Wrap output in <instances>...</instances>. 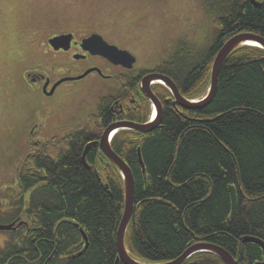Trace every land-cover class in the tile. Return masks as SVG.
<instances>
[{
    "label": "trees",
    "instance_id": "1",
    "mask_svg": "<svg viewBox=\"0 0 264 264\" xmlns=\"http://www.w3.org/2000/svg\"><path fill=\"white\" fill-rule=\"evenodd\" d=\"M255 1L258 5L252 0H206L219 26L213 44L201 57L199 51L191 57L181 47L159 66L186 98L201 96L194 92L199 88L206 91L213 61L228 39L240 33L264 37V0ZM166 102L155 130L121 131L111 143L136 183L126 236L131 255L163 263L203 242L226 249L240 264L262 262L264 249L244 239L264 241V49L234 50L221 70L218 93L206 107L188 110L175 107L172 99ZM102 131L75 132L57 157L31 150L21 160L16 169L19 196L33 191L23 210L26 223L9 233L11 243L0 250V264L116 263L125 208L123 178L98 144L87 153L88 165L82 159L86 145ZM231 186L237 193L234 218ZM15 215L13 222L23 220ZM182 264L226 263L200 252Z\"/></svg>",
    "mask_w": 264,
    "mask_h": 264
},
{
    "label": "rangeland",
    "instance_id": "2",
    "mask_svg": "<svg viewBox=\"0 0 264 264\" xmlns=\"http://www.w3.org/2000/svg\"><path fill=\"white\" fill-rule=\"evenodd\" d=\"M218 29L215 14L206 0H0V193L11 189V211L1 222L10 223L12 215L13 220L17 219V213L21 219L25 218L23 199H18L20 191L15 186L18 184L16 169L29 152L30 142L39 147L76 128L74 124L59 129L52 122L49 127L33 130L39 123V117H35L48 115L43 116L39 110L40 97L38 103L36 99L23 101L29 99L21 84L25 82V71L31 68L29 55L40 53L47 34L67 30L97 32L114 45L136 54L139 66L154 67L169 60L181 47L191 57L196 55L191 52L196 51L203 56L213 44ZM88 80L65 82L55 98L67 90L76 92ZM208 88L209 85L206 91ZM194 92L205 93L201 88ZM82 94H76V100ZM103 94L94 90L88 93L93 109ZM55 113L59 115L60 110ZM58 145L59 142L49 146L47 152L56 157L54 154L62 146ZM1 198L2 195L0 202L7 205ZM9 237L8 231H0V245Z\"/></svg>",
    "mask_w": 264,
    "mask_h": 264
},
{
    "label": "flooded vegetation",
    "instance_id": "3",
    "mask_svg": "<svg viewBox=\"0 0 264 264\" xmlns=\"http://www.w3.org/2000/svg\"><path fill=\"white\" fill-rule=\"evenodd\" d=\"M94 34L101 35L97 32L79 33L75 30L47 34L40 53L33 52V54L29 55L31 68L24 73L26 83L24 87L26 88L25 92L29 99H24L23 101L27 103L28 101L31 102L36 99L38 103V97H40L39 110L43 116L48 115L43 118H41L42 116L35 117H39V123L33 126V130L39 126L42 128L49 127L50 123L56 122L54 127L59 129L69 128L76 124V128L68 134H74L77 131L91 134L95 131L97 134L101 132V128L104 131L110 124L121 122L122 120L135 123H147L150 121V115L155 105L148 95L149 89L160 102L162 117L167 106L166 100L172 99V102H174V97L167 96L164 87L154 82L157 80L156 76L160 75L175 81L173 77L164 71L165 69L159 68L162 63L154 67L139 66L136 54L116 44L118 48L128 50L137 58L136 62L131 66L116 64L108 59V57L99 53H93L85 48L84 40ZM61 35L70 37L63 45L56 49L50 43V40ZM101 36L103 37V35ZM103 38L109 44H115L106 40L105 37ZM93 49L96 51V48ZM89 70H92V72L79 80H90L78 87L76 92L67 90L55 98L54 95L57 94L62 85L68 82H61L62 79L70 78L67 76L78 77L84 75ZM152 76H155V78L151 80ZM93 90L104 93L101 95L94 109L92 108V99L87 96ZM76 94H82L78 100L75 98ZM58 110H60V114L56 116L55 112ZM83 119H85L84 124L81 123ZM103 125L105 126L104 128ZM31 133H33L32 129ZM95 136L96 139L90 142L100 140L101 136L99 138L97 135ZM67 141L69 140L66 137H53L50 141L44 142L39 147L34 146L33 143L35 142L31 141L30 143L33 144V153L36 154L37 152L46 151V148L49 146L54 147L57 142H59L58 146H60L63 142L66 143ZM42 147L43 149H41ZM62 148L58 149L61 150ZM7 190L11 192L10 188H7ZM9 192L3 191V193H0L3 197L1 200H6L8 203L4 206L5 203L3 202L4 204H2L0 202L1 225L14 223L12 217L10 223L1 222L2 219H7L11 211V194ZM10 243L11 237L4 244L0 245V250H6Z\"/></svg>",
    "mask_w": 264,
    "mask_h": 264
},
{
    "label": "water",
    "instance_id": "4",
    "mask_svg": "<svg viewBox=\"0 0 264 264\" xmlns=\"http://www.w3.org/2000/svg\"><path fill=\"white\" fill-rule=\"evenodd\" d=\"M253 3L256 5L257 2L255 0H252ZM70 36L67 35H61L57 36L50 40V43L58 49L59 46L63 45ZM70 42V41H69ZM257 43L259 46L264 48V37L255 35L252 33H240L238 35L233 36L230 38L223 47L219 50L218 54L216 55L212 70H211V84L209 87V90L207 92V95L205 98H203L201 101H194L189 100L185 98L178 86L175 84V82L166 77V76H156L157 80L163 81L171 90L175 100L174 105L177 106L178 104L182 106L185 109L188 110H194V109H201L206 107L208 104H210L215 96L218 93L219 89V77L221 70L223 68V65L225 64L228 56L237 48L243 46V45H249ZM84 46L86 49H89L93 53H99L102 54L111 61H113L116 64H123L125 66H131L135 61L136 58L129 53L128 51L121 50L115 45L108 44L101 35L94 34L91 37L84 40ZM96 48V51L93 49ZM92 72V70H89L84 75L78 76V77H70L62 79L63 81H73V80H79L84 78L87 74ZM155 76L151 77V80L154 79ZM148 95L151 97L152 101L154 102L156 108H157V118L155 121H150L148 123H135V122H129V121H121V122H115L110 124L102 134L99 146L102 151V153L113 162V164L119 169L121 172L123 182H124V191H125V209L123 213V217L121 219V223L117 232V251H118V257L116 264H118L120 261L124 262L125 264H141L138 263L135 258L132 257L130 254L127 244H126V234L129 227V223L132 219V216L134 214V204H135V178L133 175V172L129 165L126 163V161L118 154L116 153L112 146H111V140L113 136L119 131V130H135L143 133H149L152 132L157 128V126L161 122L162 118V109L160 106V102L156 98L154 94H152L151 90L149 89ZM95 144L94 142L92 144H88L85 148L84 154H83V161L86 163V155L91 147V145ZM138 155L140 159V163L142 165L143 173L146 175V166L143 161L141 149H138ZM231 195H232V203H233V211L232 216L235 215L236 209H237V195L234 187L231 188ZM15 229L14 225H1L0 224V230H12ZM83 237L86 242V248L89 247L88 238L83 230H81ZM247 242H254L259 244L264 249V242L258 238H254L251 236H247L245 238ZM200 252H209L217 255L220 257L226 264H239V262L230 254L227 250L224 248L209 244V243H195L191 244L190 247L177 259L169 261V262H163V263H153V264H182L184 263L189 257L196 253ZM257 264H264V261L262 263Z\"/></svg>",
    "mask_w": 264,
    "mask_h": 264
},
{
    "label": "bare ground",
    "instance_id": "5",
    "mask_svg": "<svg viewBox=\"0 0 264 264\" xmlns=\"http://www.w3.org/2000/svg\"><path fill=\"white\" fill-rule=\"evenodd\" d=\"M249 45H254V46H259L257 43H253V44H249ZM260 47V46H259ZM218 54V53H217ZM214 62V61H213ZM212 70V69H211ZM156 107H155V105H154V107H153V109H155ZM155 113H156V109H155ZM122 121H124V120H122ZM233 186H231V188H232ZM231 188H230V193H231ZM234 189H235V187H234ZM235 191H236V189H235ZM236 195H237V193H236ZM231 200H232V195H231ZM237 210V209H236ZM232 211H233V203H232ZM235 216V215H234ZM234 216H232V214H231V218H234ZM244 241H246L245 239H244ZM226 250V249H225ZM138 263H141V264H153V263H146V262H143V261H140V260H137V259H135ZM116 261H117V259H116ZM264 261V260H263ZM262 261V262H263ZM120 262H122V261H120ZM120 262L118 263V264H120ZM262 262H257V263H262ZM123 264H125L124 262H122ZM257 263H255V264H257ZM116 264V263H115ZM240 264V263H239Z\"/></svg>",
    "mask_w": 264,
    "mask_h": 264
},
{
    "label": "crops",
    "instance_id": "6",
    "mask_svg": "<svg viewBox=\"0 0 264 264\" xmlns=\"http://www.w3.org/2000/svg\"><path fill=\"white\" fill-rule=\"evenodd\" d=\"M24 83H25V82H22L21 84H22V85H26V83H25V84H24ZM20 91H21V89H20ZM20 96H21L20 98L23 99V97H22V93H20Z\"/></svg>",
    "mask_w": 264,
    "mask_h": 264
}]
</instances>
